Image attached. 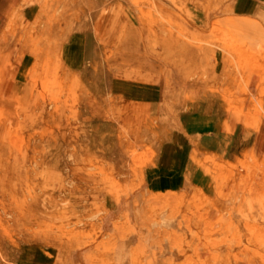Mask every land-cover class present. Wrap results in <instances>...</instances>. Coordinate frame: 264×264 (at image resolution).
I'll return each mask as SVG.
<instances>
[{
	"label": "rangeland",
	"instance_id": "rangeland-1",
	"mask_svg": "<svg viewBox=\"0 0 264 264\" xmlns=\"http://www.w3.org/2000/svg\"><path fill=\"white\" fill-rule=\"evenodd\" d=\"M115 1L151 29L99 63V94L0 100V264H264V0ZM95 4L0 0V65L28 50L56 75L52 40ZM108 77L154 88L140 137L110 126ZM221 123L231 150L202 156L189 133ZM160 168L177 189L150 190Z\"/></svg>",
	"mask_w": 264,
	"mask_h": 264
},
{
	"label": "crops",
	"instance_id": "crops-1",
	"mask_svg": "<svg viewBox=\"0 0 264 264\" xmlns=\"http://www.w3.org/2000/svg\"><path fill=\"white\" fill-rule=\"evenodd\" d=\"M151 1L156 9L158 8L162 13L170 16L171 9L168 5ZM95 5L92 22L88 19V24L81 25L66 39L52 40L53 45L58 48L59 68L56 75H47L46 71V76H43L42 79L36 77L33 71L37 64V57L34 53L29 54L28 50L22 51L15 66L8 68L5 64H1L0 100L3 97L9 99L26 97L33 101L34 96L45 94V91L46 95L53 96L63 92L67 93V89H74V93L79 96L83 93V86L90 87L91 94H94L92 92L99 94L98 86L106 80L104 73L102 78L99 77V63H110L111 55L117 49L124 47L127 42L126 37L131 32L140 34L143 40H141L142 42L138 41L139 45L136 43L137 46H140L147 37L146 33L150 31L151 25L145 20H138L132 24L125 12V5L117 3L115 0H96ZM42 63L52 64L53 60H46V62L42 60ZM46 69L48 68L46 67ZM38 80L44 82L41 87L42 91L40 88H36V85L39 84ZM64 81L67 83L64 84ZM107 82L105 94L111 96L114 101L110 126L121 128L131 135L140 137L155 101L153 98L154 88L140 79L115 77L109 79L108 77ZM71 93L70 91L69 94L71 95ZM226 130V125L221 123L211 129L192 131L189 134L198 135L196 146L202 156L204 154L215 156L221 150L223 153L231 150L232 145L228 146V144L236 133V127L232 131L227 132ZM62 136L67 141V134L63 135L62 133ZM74 136L77 139L79 134L72 132L68 141H74ZM202 172L204 175L203 169ZM170 176L163 175L161 168L160 170L156 169L150 180L152 184L150 190L158 193L177 189L176 186H171L173 184H169L173 183Z\"/></svg>",
	"mask_w": 264,
	"mask_h": 264
},
{
	"label": "bare ground",
	"instance_id": "bare-ground-1",
	"mask_svg": "<svg viewBox=\"0 0 264 264\" xmlns=\"http://www.w3.org/2000/svg\"><path fill=\"white\" fill-rule=\"evenodd\" d=\"M93 11H95V9H94V10H90V11L88 12V17H89V20H90L91 22H92V20H93V19H92V18H93V17H92V12H93ZM137 148H138V147H137ZM133 153H134V152H133ZM133 153H132V154H133ZM132 154H131V155H132ZM130 158H131V156H130Z\"/></svg>",
	"mask_w": 264,
	"mask_h": 264
}]
</instances>
